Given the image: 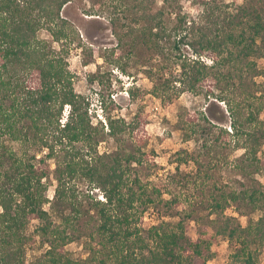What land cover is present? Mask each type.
<instances>
[{
    "label": "trees",
    "instance_id": "obj_1",
    "mask_svg": "<svg viewBox=\"0 0 264 264\" xmlns=\"http://www.w3.org/2000/svg\"><path fill=\"white\" fill-rule=\"evenodd\" d=\"M72 1L0 0V103L10 100L8 108L0 104V119L6 123L18 115L30 119L35 126L42 120V137L35 136L33 144L39 143L41 149L47 150L40 158L39 174L28 164L24 166L27 172L22 171L19 163L14 175H5V183L0 184V264H22L17 258L22 252L19 232L32 219L40 222L36 233L47 244L44 264H206L217 236L235 245L227 264H259L257 251L251 245L264 242V215L249 221L246 227L227 217L215 234L203 231L192 242L182 223L173 226L161 222L142 235V229L137 227L141 210L137 208L145 209L157 198L163 200L159 186L143 183L137 173L131 178L136 166L146 161L145 151L135 143L141 142L144 123L136 115L131 120L119 115L111 97L107 102L101 95L98 111L103 118L94 122L89 99L75 91V75L69 70L67 58L77 31L61 14ZM191 2L200 7L198 16L185 13L179 0H103L100 14L90 15L105 18L115 39V46L105 49L111 55L106 62L127 77L131 76L129 68H139L152 84L149 94L163 102L183 92L204 93L208 99L223 102L229 107L231 141L227 146L244 151L232 167L243 170L244 165L262 163L257 154L264 139L259 119L264 108L262 103H256L254 79L260 71L251 58H264V0H243L239 4L236 0ZM42 30L57 48L37 36ZM77 46L83 52L89 48L83 43ZM184 46L190 54L182 52ZM81 63L90 64L84 59ZM102 75L90 73L86 80L102 85ZM226 89L236 92L238 99L226 101ZM136 92L145 94L134 83L126 92L129 100H136ZM180 123L184 141L194 142L198 150L215 152L219 158L218 149L225 145L211 137V129L217 126L203 111L186 113ZM9 129L14 130L9 125L6 132ZM48 134L50 139L45 138ZM21 139L26 144L27 134H22ZM109 140L114 148L100 153V144ZM196 156H191L195 165L192 175L198 177L201 165ZM50 159L56 161L57 182L50 205L62 228L56 227L44 209L48 201L42 179L48 173L46 161ZM76 179L87 181L90 191H100L104 198L93 204L94 235L98 241L88 246L87 257L80 260H72L64 250L75 240L72 231L83 215L75 201ZM238 200H247L256 208L264 203V193L233 192L225 202ZM180 202L174 197L164 204L177 206ZM60 207L71 213L59 211ZM212 207L214 211L223 209L217 200ZM13 240L18 251H3Z\"/></svg>",
    "mask_w": 264,
    "mask_h": 264
},
{
    "label": "rangeland",
    "instance_id": "obj_2",
    "mask_svg": "<svg viewBox=\"0 0 264 264\" xmlns=\"http://www.w3.org/2000/svg\"><path fill=\"white\" fill-rule=\"evenodd\" d=\"M102 1L73 0L61 12L62 16L67 18L77 31L75 42L70 46L71 51L67 61L69 70L75 75L74 89L89 99V113L94 122L103 118L101 112L98 111V100L101 95L107 102L111 97L117 105L118 109H116L119 115L124 116L127 120H131L136 115L139 122L144 123V133L139 135L141 142L136 140L135 143L139 144L145 151L146 161L141 166H136V171L131 174V178L137 173L143 183L156 185L157 188L159 186L163 200L157 198L153 204L145 209L140 206L137 208L139 211L141 210V220L137 227L142 229V235H146V231L150 227L159 225L161 222L173 226L182 223L186 229L189 242H192L203 231L215 234L218 226H221L227 217L234 218L242 227H246L249 221H257L264 215L263 202H260L259 206L255 208L247 200H238L233 203L231 201L225 202V199L228 194L240 193L244 190H256L264 193V139L261 140L263 144L257 154V158L262 163L255 162L254 165L247 167L244 165L245 169L243 170L233 168V161L240 157L244 151L241 149L233 151L231 147L227 146L228 142L231 141L230 118L227 112L229 107L212 97L208 99L204 93L195 95L190 92H183L172 101L163 102V100L149 94L152 84L142 75L139 68H129L128 73L131 76L127 77L107 63L106 61L111 59V55L105 49L114 47L115 39L105 18L90 15L100 14V9H103ZM179 1L185 13L191 17L198 16L200 7L194 5L191 0ZM242 1L236 0L238 4ZM37 36L52 44L51 37L46 31L37 32ZM80 43L89 46V48L83 52L77 46ZM52 45L57 48V44L53 43ZM261 45L264 49V44ZM181 49L183 53L190 54L189 48L184 46ZM89 54L92 55L89 56ZM145 57L147 56L145 55ZM83 59L90 64L83 66L81 63ZM251 59L255 61L260 71V75L254 79L258 89H256L258 92L255 94V97L258 98L256 103L259 105L262 103L264 108V58L253 57ZM90 73L103 74V84L98 82L90 84L86 80V76ZM134 83L145 94L136 92V100L131 101L126 92ZM224 96L226 101L233 102L234 99H238L237 93L232 89H226ZM1 105L8 108L10 100L2 101ZM199 111H203L217 126L211 129L210 134L211 137H217L223 146L225 145L224 148L218 149L220 151L219 158H216L215 152H208L204 149L198 150L194 142L183 140L181 118L186 113ZM94 114L95 116H93ZM259 119L264 127V110L259 113ZM42 123L43 121L39 120L35 126L30 119L18 115L6 123L0 119V174H2L0 184L5 183V175H14V167L19 163L23 166L22 171L27 172L24 166L28 164L32 166L33 171L37 174L40 173L39 161L47 150L41 149L39 143L34 145L33 141L35 136L38 139L42 137ZM9 125L14 130L9 129L6 132ZM202 126L208 129L206 124L202 123ZM22 134H27L28 142L26 144L21 141ZM49 136L48 134L45 138L50 139ZM114 145L109 140L107 144L101 143L98 151L102 153L109 147L113 149ZM192 155H197L195 159L201 165V172L198 177L192 175L195 174ZM46 165L48 173L42 182L46 186L45 195L49 203L44 204V209L49 211L56 227H61L60 220L50 205V201L54 200V190L57 185L54 173L56 161L54 159L47 160ZM177 168L179 172L176 171ZM184 175H188V177ZM73 185L75 187V201L83 215L80 220L75 222L76 230L72 231L73 237H76L75 240L68 243L64 250L72 260H80L87 257L88 246L98 241V237L94 235L96 224L93 220L96 217V211L93 204L95 200H104V198L100 191L93 189L90 191L87 181L76 179ZM5 187L8 189L10 183H7ZM174 197H178L181 201L177 206L164 204V201H169ZM215 200L223 205V209L214 211L212 206ZM58 209L59 211L63 210L66 214L71 213V210L67 208L62 209L60 207ZM1 211L0 209V213ZM214 221L217 222L214 223ZM39 226L38 220H28L19 232L22 252L17 255V258L22 264H44L42 260H44L43 256L47 250V244H43L42 237L36 233ZM1 236L0 233V239ZM217 237V240L210 246L208 252L210 258L206 264H227L229 255L234 251L235 245L233 243H229L226 238ZM17 247L13 240L12 244L3 251H18ZM251 248L257 251L258 263L264 264V242H256L251 245ZM1 252L0 250V256Z\"/></svg>",
    "mask_w": 264,
    "mask_h": 264
}]
</instances>
